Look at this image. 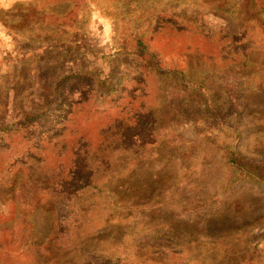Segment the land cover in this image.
<instances>
[{"label": "rangeland", "instance_id": "374dc122", "mask_svg": "<svg viewBox=\"0 0 264 264\" xmlns=\"http://www.w3.org/2000/svg\"><path fill=\"white\" fill-rule=\"evenodd\" d=\"M261 5L0 0L10 264H264Z\"/></svg>", "mask_w": 264, "mask_h": 264}, {"label": "trees", "instance_id": "16d2710c", "mask_svg": "<svg viewBox=\"0 0 264 264\" xmlns=\"http://www.w3.org/2000/svg\"><path fill=\"white\" fill-rule=\"evenodd\" d=\"M262 7H264V6H262V5L259 6L260 10L264 11V8L262 9ZM0 140H2L1 136H0ZM24 238H25V236H23V233L15 232V234H14L12 232H7V231H4V230L0 231V240L2 242H12L13 240H18L19 242L20 241L26 242L24 240ZM3 244H4V247L0 246V264H10L9 262L12 259V253L15 252V251H13L12 249L8 248L5 243H3ZM28 251L29 250L26 251L25 248L20 250V252L23 253V254L28 252Z\"/></svg>", "mask_w": 264, "mask_h": 264}]
</instances>
